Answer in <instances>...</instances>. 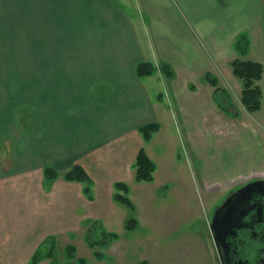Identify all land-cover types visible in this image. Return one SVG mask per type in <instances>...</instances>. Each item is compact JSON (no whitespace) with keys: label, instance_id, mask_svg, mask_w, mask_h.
Segmentation results:
<instances>
[{"label":"crops","instance_id":"obj_1","mask_svg":"<svg viewBox=\"0 0 264 264\" xmlns=\"http://www.w3.org/2000/svg\"><path fill=\"white\" fill-rule=\"evenodd\" d=\"M42 24L45 38L59 39H41ZM0 33V264H29L46 240L65 247L75 243L72 233L121 211L115 184L136 183L137 156L145 148L154 160L161 132L145 143L141 126L204 95L199 79L215 96L207 74L229 94L221 86L237 79V59L264 65V0H0ZM17 34L39 37L28 40L37 44L36 61L14 58ZM140 63L156 71L138 77ZM262 120L251 133L264 142ZM75 166L90 183L66 180ZM46 168L59 177L48 180Z\"/></svg>","mask_w":264,"mask_h":264},{"label":"rangeland","instance_id":"obj_2","mask_svg":"<svg viewBox=\"0 0 264 264\" xmlns=\"http://www.w3.org/2000/svg\"><path fill=\"white\" fill-rule=\"evenodd\" d=\"M48 28L42 24L36 33L44 40L59 39L60 34L55 33L45 38ZM31 34L26 38L17 34L13 39L18 47L14 54L17 61L22 53L24 60L39 58L37 44L30 42L39 37ZM0 37L4 36L0 33ZM62 53L67 56V43L62 45ZM48 54L46 46L42 47L45 60ZM259 84L264 89V81ZM195 85L204 95L199 98L193 95L191 100L183 101L187 107L182 110V106L179 109L171 104L169 113L160 122V136L151 150L157 167L154 182L129 185L134 211L116 204L121 211H113V219L103 222L104 230L118 234L119 239L109 246L91 248L85 238L88 228H84L70 236L76 243L70 244L76 245L75 259H68L64 244L59 241L55 257L40 263L218 264L209 226L210 213L228 188L254 179L264 180V148L260 149L264 142L251 133V124L264 115V107L258 113L246 112L241 104L242 84L238 79L229 84L230 88L228 84L221 86L229 94L219 99L205 80L199 79ZM12 87L14 92L18 91L17 86ZM27 88L21 87L23 94H27ZM131 218L137 221L135 230L126 229Z\"/></svg>","mask_w":264,"mask_h":264},{"label":"trees","instance_id":"obj_3","mask_svg":"<svg viewBox=\"0 0 264 264\" xmlns=\"http://www.w3.org/2000/svg\"><path fill=\"white\" fill-rule=\"evenodd\" d=\"M242 44L240 45V50L243 55L247 54V44L246 40H242ZM231 67L233 70L234 76L241 82L242 84V93H241V104L249 114H254L259 112L263 107L264 100V90L260 86V82L264 77V65L262 63L256 61H245L241 59H237L231 63ZM137 75L138 77L144 78L150 75H153L156 71V68L150 63H140L137 66ZM162 72L166 75L167 78L172 79L175 77L174 71L168 65L162 66ZM207 81L217 88V94L215 97L219 99L220 96H224L223 91L219 88V83L211 74H207ZM159 123H150L139 128V131L143 137L145 143H149L154 138L155 134L160 131ZM156 164L155 162L148 156L146 149L142 148L137 156V160L135 163V181L137 183H153L155 180V172H156ZM45 176L48 180H56L59 177V173L53 168H46ZM66 180L70 182H79V183H90V177L86 173V171L80 167L75 166L71 171H69L65 175ZM114 200L121 206L126 207L131 212L134 211V204L132 200L129 198L130 187L127 183L118 182L114 186ZM90 189H87L89 192ZM88 231L86 235V242L92 248H100L102 246L110 245L112 242L117 241L119 239V235L116 233H108L104 230L103 224L99 221H93L87 224ZM137 227V221L131 218L127 225V230H135ZM56 243L53 239H48L44 243L43 247L36 252L34 257L32 258L29 264H39L40 261L44 259H52L55 257L56 252ZM46 248L44 253H42V249ZM76 248L74 246H68L66 248V255L68 259H75L76 256ZM102 256L98 257L101 258ZM139 264H150L147 261L140 262Z\"/></svg>","mask_w":264,"mask_h":264},{"label":"flooded vegetation","instance_id":"obj_4","mask_svg":"<svg viewBox=\"0 0 264 264\" xmlns=\"http://www.w3.org/2000/svg\"><path fill=\"white\" fill-rule=\"evenodd\" d=\"M258 180L228 188L210 213L218 264H264V184L241 192Z\"/></svg>","mask_w":264,"mask_h":264},{"label":"water","instance_id":"obj_5","mask_svg":"<svg viewBox=\"0 0 264 264\" xmlns=\"http://www.w3.org/2000/svg\"><path fill=\"white\" fill-rule=\"evenodd\" d=\"M264 184V181L262 180H258L252 183H249L248 185H246L244 188L241 189V192H245V191H249L251 189H254L256 186Z\"/></svg>","mask_w":264,"mask_h":264}]
</instances>
